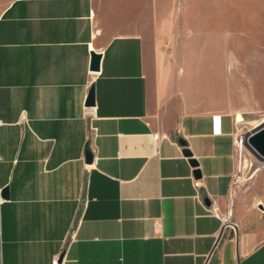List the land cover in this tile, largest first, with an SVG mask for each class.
<instances>
[{"label":"crops","instance_id":"0c3cea01","mask_svg":"<svg viewBox=\"0 0 264 264\" xmlns=\"http://www.w3.org/2000/svg\"><path fill=\"white\" fill-rule=\"evenodd\" d=\"M160 12L0 0V264H51L70 234L64 264H264V170L234 183L244 109L172 83Z\"/></svg>","mask_w":264,"mask_h":264},{"label":"rangeland","instance_id":"374dc122","mask_svg":"<svg viewBox=\"0 0 264 264\" xmlns=\"http://www.w3.org/2000/svg\"><path fill=\"white\" fill-rule=\"evenodd\" d=\"M159 1L170 80L192 96L201 87L199 110L243 108L238 128L248 135L264 120V0ZM243 156L239 190L255 194L264 169L248 150Z\"/></svg>","mask_w":264,"mask_h":264},{"label":"water","instance_id":"95a60500","mask_svg":"<svg viewBox=\"0 0 264 264\" xmlns=\"http://www.w3.org/2000/svg\"><path fill=\"white\" fill-rule=\"evenodd\" d=\"M91 59H90V71L91 72H95L99 70V64H100V58L101 55L95 52H91L90 54ZM94 104V87L93 85H91L89 92H88V96L85 102V105L87 107H91ZM180 145H182V147H187L186 143L182 140L178 141ZM245 143H246V150H248V152H250L253 156H255L260 162L263 163L264 161V120L263 122H261V124H258L256 127H254L252 129V131H250L248 133V135L245 137ZM183 155L186 157H190L191 154L189 152V150L186 148L183 151ZM93 159V154L90 151V149H86L85 151V162L86 163H91ZM196 162H193V166L197 167ZM196 176V178L201 177L200 172L197 171L194 174ZM3 194L5 196H7V189L3 190Z\"/></svg>","mask_w":264,"mask_h":264},{"label":"built area","instance_id":"2783aa9c","mask_svg":"<svg viewBox=\"0 0 264 264\" xmlns=\"http://www.w3.org/2000/svg\"><path fill=\"white\" fill-rule=\"evenodd\" d=\"M87 106H85V110H86ZM247 136V132L245 133H241L235 136L234 138V143H235V156H237V162H236V167L238 170V175L235 177L234 183L240 184V173H241V168L242 166V162H243V158H244V153L246 152V143H245V137ZM196 187L197 189L200 187V184L196 183ZM222 222L225 225H232V223L230 222L229 216L226 215L225 217H223ZM71 237L72 234H70L68 236V238H65L62 242V245L59 249V251L53 256V258L51 259V264H64L65 259H66V251L68 248V245L71 241Z\"/></svg>","mask_w":264,"mask_h":264},{"label":"bare ground","instance_id":"6f19581e","mask_svg":"<svg viewBox=\"0 0 264 264\" xmlns=\"http://www.w3.org/2000/svg\"><path fill=\"white\" fill-rule=\"evenodd\" d=\"M259 122V121H258ZM260 168H263V166H264V161H263V163L262 162H260Z\"/></svg>","mask_w":264,"mask_h":264}]
</instances>
